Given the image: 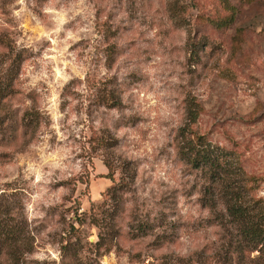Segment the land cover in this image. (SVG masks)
<instances>
[{"label": "rangeland", "instance_id": "374dc122", "mask_svg": "<svg viewBox=\"0 0 264 264\" xmlns=\"http://www.w3.org/2000/svg\"><path fill=\"white\" fill-rule=\"evenodd\" d=\"M192 132L264 200V0H0L16 264H264L206 203Z\"/></svg>", "mask_w": 264, "mask_h": 264}, {"label": "trees", "instance_id": "16d2710c", "mask_svg": "<svg viewBox=\"0 0 264 264\" xmlns=\"http://www.w3.org/2000/svg\"><path fill=\"white\" fill-rule=\"evenodd\" d=\"M227 4L234 10L233 6ZM233 18L234 16L229 20L233 21ZM230 23L225 21L223 25ZM192 135L194 138L188 143L185 154L189 162L195 168L201 169L209 179V186H206V203L217 208L219 196H216L222 194L226 201L222 210L225 211L227 222L238 227L246 241L244 246H251L252 250H255L262 245L264 250V200L252 199L247 185L240 188L235 186V179L240 182L244 179L233 177L230 168H238L240 165L230 161L228 152L204 135L194 132ZM10 215L9 206L0 204V260L3 257V249L6 248L4 255L16 264L30 240L24 235V227L13 221Z\"/></svg>", "mask_w": 264, "mask_h": 264}]
</instances>
